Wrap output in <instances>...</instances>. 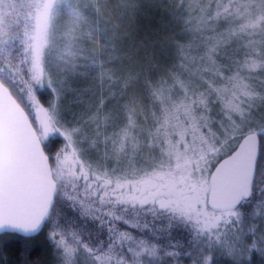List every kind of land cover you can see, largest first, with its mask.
<instances>
[{
    "label": "snow or ice",
    "instance_id": "1",
    "mask_svg": "<svg viewBox=\"0 0 264 264\" xmlns=\"http://www.w3.org/2000/svg\"><path fill=\"white\" fill-rule=\"evenodd\" d=\"M0 264H264V0H0Z\"/></svg>",
    "mask_w": 264,
    "mask_h": 264
}]
</instances>
